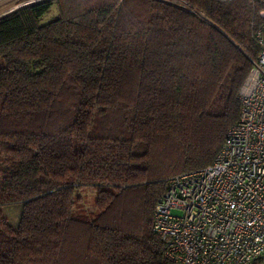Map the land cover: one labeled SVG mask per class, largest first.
Listing matches in <instances>:
<instances>
[{
    "label": "trees",
    "instance_id": "16d2710c",
    "mask_svg": "<svg viewBox=\"0 0 264 264\" xmlns=\"http://www.w3.org/2000/svg\"><path fill=\"white\" fill-rule=\"evenodd\" d=\"M180 1L42 0L0 17V264H174L155 202L211 163L257 52L249 0Z\"/></svg>",
    "mask_w": 264,
    "mask_h": 264
},
{
    "label": "built area",
    "instance_id": "2783aa9c",
    "mask_svg": "<svg viewBox=\"0 0 264 264\" xmlns=\"http://www.w3.org/2000/svg\"><path fill=\"white\" fill-rule=\"evenodd\" d=\"M257 47L239 114L210 164L169 177L152 228L174 264H249L264 256V0H249Z\"/></svg>",
    "mask_w": 264,
    "mask_h": 264
},
{
    "label": "rangeland",
    "instance_id": "374dc122",
    "mask_svg": "<svg viewBox=\"0 0 264 264\" xmlns=\"http://www.w3.org/2000/svg\"><path fill=\"white\" fill-rule=\"evenodd\" d=\"M24 1H28V0H0V15L7 12L8 10L12 8H16L17 5L23 3ZM38 1H42V0H38ZM163 1H166L171 4H175V5H181V6H184L186 9H188V6L185 5L180 0H163ZM55 13H56V9L54 6H52L50 10L41 17V21L46 22L50 20V18ZM81 195L85 199V206L87 208H90V207L92 208V204H93V200L95 196L94 190L85 189L81 192ZM1 210L3 214L6 216L9 224H11L12 226H16L19 220L20 212H21L20 203L6 204L2 206Z\"/></svg>",
    "mask_w": 264,
    "mask_h": 264
},
{
    "label": "water",
    "instance_id": "95a60500",
    "mask_svg": "<svg viewBox=\"0 0 264 264\" xmlns=\"http://www.w3.org/2000/svg\"><path fill=\"white\" fill-rule=\"evenodd\" d=\"M35 2H38V0H28V1H25V2H23V3L19 4V5H17L16 8H12V9L8 10L7 12L1 14L0 17L5 16V15L11 13V12L15 11V10L18 9V8H21V7H23V6H26V5H29V4H32V3H35Z\"/></svg>",
    "mask_w": 264,
    "mask_h": 264
},
{
    "label": "bare ground",
    "instance_id": "6f19581e",
    "mask_svg": "<svg viewBox=\"0 0 264 264\" xmlns=\"http://www.w3.org/2000/svg\"><path fill=\"white\" fill-rule=\"evenodd\" d=\"M25 2V1H24Z\"/></svg>",
    "mask_w": 264,
    "mask_h": 264
}]
</instances>
